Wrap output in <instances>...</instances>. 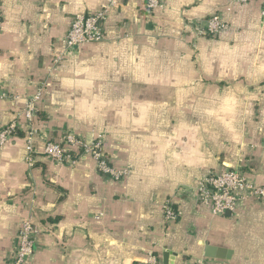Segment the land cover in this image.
Returning <instances> with one entry per match:
<instances>
[{
    "label": "crops",
    "instance_id": "0c3cea01",
    "mask_svg": "<svg viewBox=\"0 0 264 264\" xmlns=\"http://www.w3.org/2000/svg\"><path fill=\"white\" fill-rule=\"evenodd\" d=\"M159 1L117 0L106 39L68 50L72 18L107 0H0V129L18 127L0 150V264L27 220L39 233L25 264H264V201L215 216L195 197L209 173L264 185V0ZM213 13L227 28L198 36ZM39 89L30 167L21 113ZM69 132L129 173L41 155ZM207 245L229 258H205Z\"/></svg>",
    "mask_w": 264,
    "mask_h": 264
},
{
    "label": "built area",
    "instance_id": "2783aa9c",
    "mask_svg": "<svg viewBox=\"0 0 264 264\" xmlns=\"http://www.w3.org/2000/svg\"><path fill=\"white\" fill-rule=\"evenodd\" d=\"M251 0H233L235 4H246ZM117 0H107L98 11L89 14L75 15L65 38V47L71 50L90 42L103 41L106 39L105 23L112 6ZM161 3L159 0H145L147 11L159 9ZM261 15L264 17V1L262 3ZM0 17V28H1ZM198 36L208 35L216 38L227 28L225 22L219 14H213L205 20L197 21L192 27ZM61 55L54 58V64L60 63ZM40 90L36 95L30 98L21 117L27 123L25 153L26 162L32 167L35 160L34 135L35 130L32 127V120L35 117L36 102L40 98ZM17 123H11L0 129V150L6 145L9 139L17 132ZM72 148L73 151L68 150ZM73 152V154H71ZM46 159L57 163L71 161L76 159L90 158L96 163V169L99 173L119 180L126 176L129 171L126 169L115 170L105 158L101 149V141L96 139L91 143H86L73 133H65L56 141H48L41 153ZM197 201L208 206L212 215L221 216L225 213L234 215L240 205L245 201H264V185H257L239 170H227L223 173H209L205 175L195 190ZM166 220H174L175 214L170 207H164ZM39 228L29 220L24 221L18 231L12 250L9 264H25L28 257L32 254L35 240L38 238ZM147 264H160L155 255H149ZM195 264H204L203 260H198Z\"/></svg>",
    "mask_w": 264,
    "mask_h": 264
},
{
    "label": "water",
    "instance_id": "95a60500",
    "mask_svg": "<svg viewBox=\"0 0 264 264\" xmlns=\"http://www.w3.org/2000/svg\"><path fill=\"white\" fill-rule=\"evenodd\" d=\"M229 215L230 213H225ZM167 256V255H165ZM230 256V251L222 248L212 247L207 245L204 251V257L210 259H228Z\"/></svg>",
    "mask_w": 264,
    "mask_h": 264
},
{
    "label": "rangeland",
    "instance_id": "374dc122",
    "mask_svg": "<svg viewBox=\"0 0 264 264\" xmlns=\"http://www.w3.org/2000/svg\"><path fill=\"white\" fill-rule=\"evenodd\" d=\"M105 31H106V29H105ZM106 33V32H105ZM106 35V34H105ZM26 106V105H25ZM70 133V132H69ZM75 135V134H74ZM75 136H77V135H75ZM77 137H79V136H77ZM100 140V139H99ZM101 141V140H100ZM101 149H102V142H101ZM68 150H70V151H73V149L71 148L70 149V147H68ZM102 152H103V149H102ZM103 154H104V152H103ZM89 158V157H88ZM87 159V158H86ZM71 161H73V160H71ZM18 234V233H17ZM15 239H16V237H15ZM14 243H15V240H14ZM13 246H14V244H13Z\"/></svg>",
    "mask_w": 264,
    "mask_h": 264
},
{
    "label": "trees",
    "instance_id": "16d2710c",
    "mask_svg": "<svg viewBox=\"0 0 264 264\" xmlns=\"http://www.w3.org/2000/svg\"><path fill=\"white\" fill-rule=\"evenodd\" d=\"M213 14H217V13H213ZM213 14H211V16L213 15ZM205 36H207V37H210V36H208V35H205ZM211 39L213 38V37H210ZM217 38V37H216ZM17 133V132H16ZM52 141H56V140H52ZM57 142V141H56ZM71 154H73V152L71 153Z\"/></svg>",
    "mask_w": 264,
    "mask_h": 264
}]
</instances>
